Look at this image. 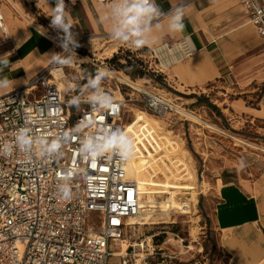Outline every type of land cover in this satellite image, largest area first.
Masks as SVG:
<instances>
[{"label": "built area", "instance_id": "built-area-1", "mask_svg": "<svg viewBox=\"0 0 264 264\" xmlns=\"http://www.w3.org/2000/svg\"><path fill=\"white\" fill-rule=\"evenodd\" d=\"M85 1L111 2L75 0V4ZM240 2L264 40V0ZM2 4L0 0V30L8 34ZM65 4L69 7L71 0ZM46 30L53 33L50 26ZM60 42L58 39L62 52ZM78 43L77 57L70 64H50L26 85L0 90V145L14 146L21 127H29L34 137L49 141L70 134L58 155H43L38 143L31 155L15 147L11 155L0 154V264H109L113 245L124 240L133 225L129 218L141 211L142 193L129 177V160L110 153L89 159L79 151L82 138L96 135L104 126L124 131L126 103L124 98L112 97L111 110L94 111L88 98L80 97L79 109L70 105L75 94L60 86L54 71L63 69L64 80L68 68L83 66L80 57H85L86 42ZM129 50L147 64L146 52ZM134 91L139 93L134 101L155 115L164 117L175 111L174 103L158 92L148 88ZM77 124H82L81 132L71 133ZM64 183L71 191L70 199L57 192ZM121 264H133L128 252L122 255Z\"/></svg>", "mask_w": 264, "mask_h": 264}, {"label": "rangeland", "instance_id": "rangeland-1", "mask_svg": "<svg viewBox=\"0 0 264 264\" xmlns=\"http://www.w3.org/2000/svg\"><path fill=\"white\" fill-rule=\"evenodd\" d=\"M32 24L44 29L37 22ZM84 45L85 57H80L83 66L68 68L63 86L75 96L88 98L90 92L83 89L88 76L82 71L84 65L110 69L111 75L102 88L111 97L125 99L124 130L133 139L135 149L132 176L139 182L147 177L158 190L157 200L174 196L181 204L180 209L171 208L166 218L156 212L151 221L159 223L133 224L125 237L128 248L124 254H130L133 264H226L228 257L220 250L212 218L213 191L216 178L225 174L233 161L246 163L264 155V121L256 122V126L249 119L238 122L237 113L229 108L240 97L248 105L259 107L264 94V46L255 48L251 60L237 61L234 71L242 73L234 76L238 80L228 83L227 88L213 83L192 86L191 91L168 71H154L144 63V73L132 69L124 57L129 55V48L119 49L118 41L93 39ZM243 73L247 74L248 84L239 82ZM120 75L139 81L142 89L164 95L174 103L175 111L163 117L147 110L134 101L139 93L120 81ZM205 98L207 107L203 105ZM121 244L116 242L113 252L120 251ZM122 255H111L109 264H121Z\"/></svg>", "mask_w": 264, "mask_h": 264}, {"label": "crops", "instance_id": "crops-1", "mask_svg": "<svg viewBox=\"0 0 264 264\" xmlns=\"http://www.w3.org/2000/svg\"><path fill=\"white\" fill-rule=\"evenodd\" d=\"M156 3L164 12L184 5L185 30L170 32L167 18H162L161 27L153 26L151 42L140 49L147 53L150 68L168 71L176 82L191 91L192 86L213 83H219L214 87L227 88L228 83L238 80L234 76L242 73L234 71L237 61L251 60L255 48L264 46L240 0H156ZM54 6L55 0H3L8 34L0 30V55L11 53L10 66L4 74L13 86L0 89L2 92L26 85L52 64L49 55L61 52L57 40L63 33L53 28L52 34L46 30ZM107 6L92 1L69 6L68 18L77 41L112 40L110 21L104 18ZM186 40L194 45V50L184 47ZM119 47L131 48L121 43ZM82 71L92 74L96 68L84 65ZM240 75V84H248L247 74ZM203 103L206 106L208 99ZM229 106L237 113L238 122L249 119L256 126V122L264 121V94L258 108L241 97ZM225 172L216 178L213 191L212 218L219 233L220 250L228 257L226 264H264V155L246 163L233 161Z\"/></svg>", "mask_w": 264, "mask_h": 264}, {"label": "clouds", "instance_id": "clouds-1", "mask_svg": "<svg viewBox=\"0 0 264 264\" xmlns=\"http://www.w3.org/2000/svg\"><path fill=\"white\" fill-rule=\"evenodd\" d=\"M75 4V0H71ZM184 5H179L174 9L164 12L156 3V0H111L107 6L105 19L110 21V36L114 41L121 44H128L133 49H140L151 42L153 26L161 27L159 20L167 18L168 29L173 33H183ZM50 27L62 32L60 53L49 55L53 66H66L70 64L76 56L75 49L79 47L76 34L72 31L73 24L69 17L70 8L65 4V0H55V6L51 7ZM186 49L194 50L188 40L184 42ZM11 53L0 55V89L13 86L12 80L4 74L6 68L10 66L9 57ZM111 75L108 68H97L95 74L87 76V83L83 89L90 92L88 103L94 111L111 110L114 107L113 99L102 88V83ZM70 105L77 109L80 107V97L75 96L69 101ZM82 124H77L71 133L79 134ZM69 133H63L52 140L36 138L29 127H21L15 136V145L5 143L0 145V154L11 155L13 147L21 152L31 155L34 144H39L41 153L47 156L60 154L62 144L68 140ZM80 153L85 158L95 159L106 153L127 161L134 155L133 139L121 129H113L104 126L99 129L96 135L85 136L81 140ZM243 167V164L241 165ZM58 194L63 199L71 198V191L66 183L60 184L57 188Z\"/></svg>", "mask_w": 264, "mask_h": 264}, {"label": "bare ground", "instance_id": "bare-ground-1", "mask_svg": "<svg viewBox=\"0 0 264 264\" xmlns=\"http://www.w3.org/2000/svg\"><path fill=\"white\" fill-rule=\"evenodd\" d=\"M54 73H55L56 77L59 79L58 81H59L60 86L64 88L62 80H61V77L64 76V70L58 69V70H55ZM119 79L123 83H125V84H127L133 88L142 89V86L140 85L139 81L131 80L128 76L120 75ZM176 108L178 110L182 111V109L179 108L178 106H176ZM187 114L190 115L191 117L195 118V119L197 118V116H195L193 113L187 112ZM124 132H126V129L124 130ZM131 168H132V158L129 159L128 174H129V177H131L132 179H134L137 182L139 189L142 193V200H141V211H140V213L137 216L130 217L129 218L130 223H132V224L159 223L158 221H155V220L151 221L152 216H154V214L156 212L159 211L160 215L163 214V215H165L164 217L166 218V216L169 213L171 208H179L180 209L181 204L176 200V198L174 196H172L168 200H161V201L157 200V198H156L157 197V191H158L157 188L155 186H153L152 184H150L147 177L143 176L142 181L139 182L136 178H134V176H132ZM168 192L169 191H167V193ZM184 204L186 205V207L190 206L189 203H184ZM184 211H186V210L184 209ZM121 242H122L121 250L120 251H114V253H113L114 256L122 255L127 250L128 245L125 243L126 240L125 239L121 240Z\"/></svg>", "mask_w": 264, "mask_h": 264}, {"label": "trees", "instance_id": "trees-1", "mask_svg": "<svg viewBox=\"0 0 264 264\" xmlns=\"http://www.w3.org/2000/svg\"><path fill=\"white\" fill-rule=\"evenodd\" d=\"M127 51L129 52V55H126L124 57H125V59H126V61L128 63V66H130L132 69H136L137 71H141V73H144L143 71H145V68H143L142 60L137 58L135 53H133L129 49ZM124 57L122 56V58H124ZM114 58L117 59L118 56L114 57ZM119 60H121V58H119ZM89 74H90V71H87V75H89ZM94 74L95 73H92V75H94ZM213 106L216 108L215 105H213Z\"/></svg>", "mask_w": 264, "mask_h": 264}]
</instances>
